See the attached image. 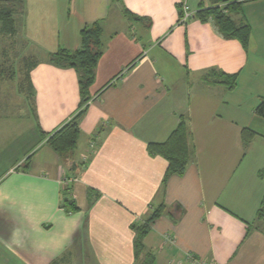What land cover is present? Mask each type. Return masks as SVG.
I'll use <instances>...</instances> for the list:
<instances>
[{
  "label": "crops",
  "instance_id": "1",
  "mask_svg": "<svg viewBox=\"0 0 264 264\" xmlns=\"http://www.w3.org/2000/svg\"><path fill=\"white\" fill-rule=\"evenodd\" d=\"M3 4L14 31L0 22V264H264V0L231 14L251 27L247 48L197 17L222 1ZM94 22L102 55L64 159L46 135L83 109V94L78 71L50 54L80 48ZM182 118L190 160L164 182L168 161L148 145ZM156 211L137 259V228Z\"/></svg>",
  "mask_w": 264,
  "mask_h": 264
},
{
  "label": "trees",
  "instance_id": "2",
  "mask_svg": "<svg viewBox=\"0 0 264 264\" xmlns=\"http://www.w3.org/2000/svg\"><path fill=\"white\" fill-rule=\"evenodd\" d=\"M1 1V0H0ZM121 1V0H115ZM215 2H225V7L213 6L206 10L196 13L197 17L205 21L208 17H212L220 32L226 38L238 39L244 47L247 48L251 34V27L248 23L237 24L231 14H240L242 5L248 0H214ZM13 10L10 6L0 5V22L4 24V29L11 33L14 31V21L12 18ZM102 25L100 22L86 25L81 31L82 45L77 50L60 49L50 54V60L60 66H69L75 68L80 74V85L83 94V102L81 107L87 102V92L94 81L95 71L98 60L102 55ZM36 62H26V76L24 86L30 88L29 68ZM216 74V73H214ZM217 77L221 83L226 84L229 88H234L237 82L236 74H227L224 72L217 73ZM83 108V107H82ZM84 108L70 121L65 123L56 132L46 135L47 143L64 159H72V152L75 150L81 135L78 118L83 114ZM258 116L264 118V97L255 109ZM252 135V132L244 130V139ZM148 151L151 154L163 156L168 161V168L165 180L172 174H183L190 160V148L188 141L187 124L182 118L177 128L171 133L167 141L163 143H150ZM28 159L26 160V165ZM68 190V189H66ZM259 217L264 215V204L259 210ZM159 212H154L150 218L139 225L137 228V237L135 242L136 258L144 252L143 237L149 229V222L156 218ZM151 255H147L144 259L145 264H151Z\"/></svg>",
  "mask_w": 264,
  "mask_h": 264
},
{
  "label": "built area",
  "instance_id": "3",
  "mask_svg": "<svg viewBox=\"0 0 264 264\" xmlns=\"http://www.w3.org/2000/svg\"><path fill=\"white\" fill-rule=\"evenodd\" d=\"M183 10H184V16H183V20H186L189 16H192V12H190V10H189V8H188V6L186 5V3H183ZM68 181H70L69 179H68ZM199 264H214V263H199Z\"/></svg>",
  "mask_w": 264,
  "mask_h": 264
}]
</instances>
